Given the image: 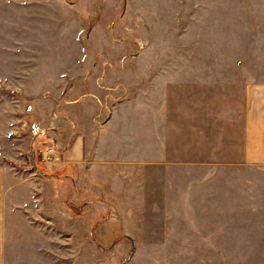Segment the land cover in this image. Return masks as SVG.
<instances>
[{
	"label": "crops",
	"instance_id": "obj_1",
	"mask_svg": "<svg viewBox=\"0 0 264 264\" xmlns=\"http://www.w3.org/2000/svg\"><path fill=\"white\" fill-rule=\"evenodd\" d=\"M86 2L49 0L50 12L63 7V48L34 64L40 91L22 107L20 0H0V264H116L106 247H123L121 261L133 245L222 243L230 200L244 197L242 177L229 187L228 165L264 169V29H254L259 45L242 65L251 72L243 78L241 152L229 164L197 159L189 147L179 153L180 97L162 89L180 82L166 78L163 64L109 60L79 44L93 18L79 14ZM35 127L59 159L34 156ZM82 245L98 252L88 263Z\"/></svg>",
	"mask_w": 264,
	"mask_h": 264
},
{
	"label": "rangeland",
	"instance_id": "obj_2",
	"mask_svg": "<svg viewBox=\"0 0 264 264\" xmlns=\"http://www.w3.org/2000/svg\"><path fill=\"white\" fill-rule=\"evenodd\" d=\"M86 1L79 7V14H92L93 18L80 34L81 46L114 61H159L165 66L166 78L179 79L178 86L166 85L165 91L162 89L163 94L180 97V130L176 134L179 153L189 147L197 159L234 162L241 152L243 78L251 72L242 65L251 54V47L259 45L254 29H264V22H255L264 16V0ZM69 3L78 4L79 0ZM55 6L50 12L49 0H20L22 107L27 103V94L40 91L31 79L37 71L34 64L59 57L58 48H63V7L55 10ZM67 40L75 43L71 33ZM108 52L111 53L107 55ZM52 88L57 91L59 87ZM34 130V156L43 161L39 149L54 145V159H59L55 142L43 130ZM227 175L229 187L233 188L236 176L244 179V197L237 202L235 198L230 200L233 213L229 215L227 239L220 240L222 243L133 245L132 254L121 261L124 248L118 251L108 246L103 251L109 253L106 259L110 256L113 261L116 256V264H264V169L228 165ZM78 248L81 257H89L84 258L86 263L98 254L96 248L88 245ZM52 249V253L59 252L57 247ZM63 252L75 253V247H63Z\"/></svg>",
	"mask_w": 264,
	"mask_h": 264
},
{
	"label": "built area",
	"instance_id": "obj_3",
	"mask_svg": "<svg viewBox=\"0 0 264 264\" xmlns=\"http://www.w3.org/2000/svg\"><path fill=\"white\" fill-rule=\"evenodd\" d=\"M38 152L40 153L41 159L44 162L50 163L54 160L57 150L54 145H50L45 148H40Z\"/></svg>",
	"mask_w": 264,
	"mask_h": 264
}]
</instances>
